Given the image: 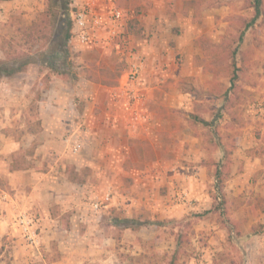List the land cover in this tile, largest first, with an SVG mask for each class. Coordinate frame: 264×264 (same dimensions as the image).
<instances>
[{"label":"rangeland","instance_id":"rangeland-1","mask_svg":"<svg viewBox=\"0 0 264 264\" xmlns=\"http://www.w3.org/2000/svg\"><path fill=\"white\" fill-rule=\"evenodd\" d=\"M253 1L182 0L183 15L188 17L192 14V20L201 23L206 32L195 39V51L198 52L193 53L194 64H187L186 71L177 69V73L181 75L178 88L189 91L191 98L187 110L185 105L171 112V117L179 128L183 127L186 117L192 115L191 109L198 108L204 114L209 113L207 121H213L208 127L207 121H199L197 118L195 120L202 124L201 133L206 139L211 138L213 141L214 138L216 141L218 138L219 142L226 139V143L232 145L244 129L251 131L252 137L259 138V124H264V117L258 118L259 108L264 111V0H260L258 4V17L247 26L254 14ZM112 2L123 10L127 22L133 19L138 21L139 25L134 30H128V42L129 48L132 47L133 51L144 57L146 53L142 52V48L152 40V22L150 18L145 20L144 17L150 16L157 6L160 13L166 14L170 19L176 16L175 0H163L158 5L154 0ZM67 3L68 0H51L50 4L47 0H0V60L7 64L28 63L22 71L0 79L2 167L8 164L11 167L33 165L35 171L44 172L52 165L53 162L47 158V154L43 161L35 162V148L44 137L37 136L38 139L31 140L29 134H41V101L51 94L53 88L60 92L58 96L64 97L59 104L69 113L72 112L70 122L75 126H71L68 131L64 130V135L60 133L57 136L58 142L61 139L64 141L72 133L82 145L84 131L75 129L78 124L84 123L83 116L78 112L84 110L85 105L82 99L72 94L77 87L78 75L112 87L118 84L119 78L124 74L125 59L115 50L109 51L100 47L79 48L66 43V48L52 57L55 39H60L53 36L57 32L58 20L62 17L70 19V13L66 12L69 9ZM47 5L51 6L54 17L40 27L41 32H34V37L29 39L26 28L39 21ZM169 27L175 28L171 24ZM162 40L167 41L169 46L175 44L173 40L168 41L166 35ZM174 56L181 59L182 55L176 53ZM194 68L200 72L201 80H196L192 73ZM143 72L144 69L142 74ZM258 91L261 100L258 99ZM191 93L204 101L200 105L207 100L208 103L193 107L195 98ZM110 106L116 107L118 116L115 115L114 118L122 123V128L113 134L115 145L120 146L123 150L121 153L127 157L129 129H132L126 124L128 115L113 103ZM225 114L230 115L234 123L231 128L228 119L223 123ZM86 125L90 128L87 122L84 126ZM139 128L140 126L137 127ZM86 133L90 134L91 130ZM63 143L68 147L65 152L71 155L81 152L85 145L77 153H72L68 146L70 142L65 140ZM63 143L61 142V146ZM4 145L10 149L9 152H1ZM263 147L264 145L262 150ZM43 151L48 152L45 148ZM71 155L64 156L63 164L66 168L62 170L63 184L69 185V181L94 187L88 189L87 200L83 201L92 215L98 212L92 209L91 198L101 195L109 186L107 183L114 179L111 183L114 187L112 195L117 204L103 214L107 217V224L111 222L113 227L102 228L100 232H110L116 240H103L91 243V246L85 244L80 241L78 234L82 236L86 229L78 226L77 217H73L71 213H80L77 205L61 209L59 205L52 203L49 214L47 211L42 214L45 220L43 230L38 225L42 236L40 246L31 247L19 231L14 230L11 221L20 212H33L8 204L11 198L16 200V191L11 188L3 171L0 172V264H264V254L260 256L256 246L258 238L251 237L259 234L264 240V222L257 220L260 216L258 209L264 207L260 188L264 169L256 173L258 179H253V187L256 185L257 191L254 187L249 193L243 192L236 196L227 191V177L222 182L223 188L220 187L221 184L219 186L226 199L225 204L220 205V196L217 197L215 190L218 187L216 173L221 169L216 167L206 181L207 188L214 196L213 211L207 213L184 210L163 220L144 218L143 223L156 226L152 227L155 231L154 237L140 241L135 247L129 240V232L124 231L131 224L129 212L126 210L128 207L123 209L119 204L123 201V205L129 204V159L118 163L127 173L113 177V172L99 174V170L93 168L96 167L94 164L76 162ZM159 189L162 193L165 187L161 185ZM182 192L183 190L176 193L178 200L192 203L189 191H186V199H180ZM244 203L243 208L237 209V206ZM35 214L39 217L38 213ZM94 233L99 234V231Z\"/></svg>","mask_w":264,"mask_h":264},{"label":"crops","instance_id":"crops-1","mask_svg":"<svg viewBox=\"0 0 264 264\" xmlns=\"http://www.w3.org/2000/svg\"><path fill=\"white\" fill-rule=\"evenodd\" d=\"M175 1L176 16L174 19L161 14L159 6L152 11L150 16L144 17L145 20L150 18L152 22V40L146 44L145 48H142L146 57L144 72L140 78L143 107L147 112V117L139 129H129V155L127 157L121 153L122 148L115 145L116 140L113 135L122 128V123L114 118L115 115L118 116L116 107L110 106L112 105L110 91L114 86L108 87L78 75L77 87L72 94L84 101L85 109L78 114L83 116L84 122L90 125L91 130L90 134L83 132L82 141L85 145L82 151L71 155L65 152V149H68L67 144L65 145L61 139L63 143L61 146V142L57 140V136L59 137L64 130H70L73 124L70 122L72 112L69 113L60 105L64 97L58 96L60 92L53 88L51 94L41 101V134H29L31 140L37 136L44 137L35 148L33 154L35 162L43 161L47 154V158L53 162L52 165L44 172L35 171L33 165L20 168L16 166L14 169H11L9 164L5 167L0 166V172L5 171L11 188L16 191V200L11 198L8 204L17 209L32 211L33 213L29 214L36 219L42 230L45 224L42 214L44 211L49 214V207L52 203L59 205L61 209L77 205L80 213L76 214L73 211L71 213L73 217H77L78 226L86 229L82 236L78 234L80 241L91 246V243L103 240H116L110 232L104 234L100 232L102 228L113 227L111 222L107 224L105 220L107 217L103 214L117 204L114 198L112 197V202L96 211L98 214L89 213L83 201L87 200L88 189L94 187L86 183L76 184L69 181H67L69 185L63 184L62 170L66 168L63 164L64 156L71 155L76 162L94 164L96 167L93 168H97L99 174L113 172V177L120 173H127L118 163L129 159V204L123 205L124 201L119 204L120 208L128 207L126 210L129 212L131 224L124 231L129 232V240L135 247L140 241L154 237L155 231L152 227L156 226L152 223H143L144 218L163 220L178 215L184 210L207 213L213 211L214 196L207 188L206 181L216 167L221 169L223 165H226L223 168L228 170L227 177L229 178H227L226 188L230 194L236 196L243 192L249 193L256 187V185L253 187V179H258L256 173L264 169V147L262 150L264 124H259L258 139L252 137L251 131L244 129L242 135H239L237 140L229 145L226 139H221L219 142L218 138L216 141L213 138L212 141L211 138L207 140L202 135L203 126L195 120L196 118L199 121L209 120L208 112L204 114L198 108L191 109L192 115L186 117L181 128L171 117V112L175 108L187 105L185 107L187 110L191 100L189 91L178 88L181 75L177 73V69L186 71L187 64H194L193 53L198 52L195 51V39L206 32L201 23L192 20V14L188 17L183 15L182 0ZM154 2L158 5L163 0H154ZM169 24L175 28H170ZM164 35L167 36L168 41L173 40L175 44L169 46L167 41L162 40ZM176 53L182 55L181 59L175 58ZM192 73L196 80L202 79L197 68H194ZM191 94L195 98L193 107L205 106L208 103L207 100L200 105L204 101L196 98L194 93ZM258 95V99L261 100L260 91ZM259 110L258 118L262 119L264 111L262 108ZM227 119L229 128H231L234 123L230 115L225 114L223 123ZM207 122L210 127L213 121ZM17 144L20 143L17 142ZM6 146H3L1 152H9L10 149ZM44 148L48 152H44ZM38 154L41 157H38ZM113 180L107 183L110 189L114 188L111 184ZM257 182L260 181L257 180ZM161 185L165 187L162 193L159 189ZM260 188L264 197V179ZM181 190L189 191L192 203L188 204L178 200L176 193ZM255 190L257 191V187ZM244 206L245 203L240 204L237 209ZM258 210L260 216L257 220L264 222V207ZM35 213H38L39 217ZM11 222L14 224V230H17L14 220ZM95 231H99V234H95ZM251 237L258 238L256 246L260 256H263V237L259 234ZM39 239L40 246L41 235Z\"/></svg>","mask_w":264,"mask_h":264},{"label":"built area","instance_id":"built-area-1","mask_svg":"<svg viewBox=\"0 0 264 264\" xmlns=\"http://www.w3.org/2000/svg\"><path fill=\"white\" fill-rule=\"evenodd\" d=\"M67 5L72 22L68 45L115 50L121 58L124 57L126 68L118 84L110 91L111 100L128 115L126 124L130 128L141 126L147 117L140 80L145 57L133 51L132 47L129 48V31L123 10L114 5L112 0H68ZM84 124H78L75 130L89 132V126ZM71 134L64 141L70 142L68 146L72 153H77L82 147L81 141ZM179 196L180 199H186L187 192L183 191ZM112 197V189L107 187L101 195L91 200L90 205L94 211H99ZM14 222L24 241L31 247H38L40 235L36 219L27 212H20Z\"/></svg>","mask_w":264,"mask_h":264},{"label":"trees","instance_id":"trees-1","mask_svg":"<svg viewBox=\"0 0 264 264\" xmlns=\"http://www.w3.org/2000/svg\"><path fill=\"white\" fill-rule=\"evenodd\" d=\"M47 2L50 4L51 0H47ZM253 2H254V4H253L254 14L251 17L247 26H250L253 23V21H255L259 15L258 4L260 3V0H254ZM66 12L69 13V9ZM41 16L42 17L39 19V21H35L31 25H29V27L26 28V32L29 35V39H32L34 37V35H33L34 32H38V33L41 32L42 28H40V27H43L44 23L46 24V22H49V19L54 17V13H53V11H51L50 5L46 6V8L42 12ZM58 21L59 22L57 23V29H56L57 32L53 36L59 37L60 39L58 41L55 39L54 46H53L54 55L52 57L56 56V54L58 52H60L64 48H66V43L70 37V30H71V26H72V22L69 18L67 19L66 17H62ZM136 25H139V23L136 19H133L132 21L127 22V27H128V30H130V31H132V29L134 30ZM139 29H140V27H139ZM241 38L242 37L240 35L239 40H241ZM27 64L28 63H24V62L23 63L17 62L14 64H7V63H5V61L0 60V79L2 77H8V76H11L15 73L22 71L27 66ZM231 81H233V79ZM223 166H226V165H223ZM223 166H222L221 170L216 173V183H217L218 187L215 190V192H216V195L218 198L220 196V199H219L220 205H223L226 202L225 193L222 189L223 188L222 182L227 178L228 170H226V169L224 170ZM23 167H28V166H23ZM14 168H15L14 166L11 167V169H14ZM220 184H221V186H220ZM219 186L222 188H220ZM240 203H242V201Z\"/></svg>","mask_w":264,"mask_h":264}]
</instances>
